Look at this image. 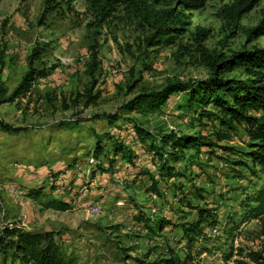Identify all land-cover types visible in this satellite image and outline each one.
I'll list each match as a JSON object with an SVG mask.
<instances>
[{"label":"rangeland","instance_id":"1","mask_svg":"<svg viewBox=\"0 0 264 264\" xmlns=\"http://www.w3.org/2000/svg\"><path fill=\"white\" fill-rule=\"evenodd\" d=\"M232 1L209 0L202 9L183 11L169 0H0V51L7 63L0 64L7 90L0 97V121L21 130L0 128V237L16 223H26L33 231H54L80 264L171 258L182 264H238L250 260L251 253L264 256V219H247V207L241 204L264 183L259 167L247 156L251 138L246 127L231 130L205 119L207 125L198 127L203 135L221 130L227 139L218 141L212 134L218 145L212 152L202 149L206 173L190 185L179 181L187 185L188 197L179 192L182 197L175 198L174 182L162 183L164 201L147 191L150 182L142 172L157 169L124 120L135 116L156 133L171 128L195 132L191 115L182 117L179 108L184 94H174L162 113L146 118L130 112L128 104L142 90L208 80L220 57L264 49V36L247 33L260 23L263 2L235 26L220 16ZM170 10L180 14L169 16ZM158 19L163 26L156 24ZM36 47H42L43 55L34 65L49 76L38 79L28 94L8 99L22 82ZM223 77L248 78L243 68ZM116 114L121 120L110 124L108 116ZM107 132L124 136L139 158L132 168L120 161L117 173L94 175L91 159L98 137ZM31 182L47 186L43 201L27 197L19 185ZM81 184L84 190L75 193ZM50 199L70 200L72 207L48 209L42 203ZM209 202L215 208L210 223L201 236L185 238L182 224L197 220L196 208ZM139 210L172 224L149 233L136 220Z\"/></svg>","mask_w":264,"mask_h":264},{"label":"trees","instance_id":"2","mask_svg":"<svg viewBox=\"0 0 264 264\" xmlns=\"http://www.w3.org/2000/svg\"><path fill=\"white\" fill-rule=\"evenodd\" d=\"M169 1L170 5L177 4L183 11H195L204 8L209 0ZM262 2L260 23L247 31L249 36L259 38L264 36V0H233L231 4L221 9L220 16L228 23L239 26L244 16ZM176 12L177 10H170L167 13L169 16L174 13L173 17H177L180 12ZM156 24L163 26L164 21L158 19ZM42 55V47L32 50L28 58V70L22 82L8 99L16 100L18 97L28 94L38 79L49 76L47 70H39L34 65ZM217 62L213 64L215 74L206 81L171 83L159 91L142 90L128 104L130 112H135L136 116L146 118L153 113H162L174 94H184V102L179 108L183 111L182 117L191 115L190 128L195 131L193 134L168 129L156 133L135 116L124 119L125 123H131V129L134 132L132 138L137 140L136 144L141 147L145 155L152 157L153 165L157 169L156 171L147 169L142 172L150 182L147 191L164 201L167 199V194L161 188L162 183L169 185L174 182L172 186L175 189V198H181L180 193L185 198L188 197L185 190L187 185L180 184L179 181L184 179L190 185L195 178L206 173L207 166L202 160V149L208 148L210 152L214 151L213 148L218 144L213 141L212 134L216 135L218 141L227 139L226 134L221 133V130H213L210 135H203L198 127L207 125L204 124L205 119L209 121L208 123L214 124L218 121L221 127L231 130H236L238 126L246 127L251 138L250 150L247 152L248 159L259 167L264 177V49L256 48L236 52L229 58L220 57V61ZM0 64L2 67L7 65L1 51ZM237 68L245 70V74L248 76L246 80L223 77L226 72ZM2 72L0 69V97L7 94L3 85ZM90 98L92 101L96 99L91 94ZM108 120L110 124L114 125L121 118L118 114L109 115ZM196 123L199 124L196 125ZM0 128L9 133L21 131L2 121H0ZM121 132L120 128L118 133ZM118 133L115 136V133L107 132L105 136L98 137L94 157L99 160V164L94 167V175L100 172L117 173L116 169L120 161L126 162L129 168L136 165L138 154L124 139V136L120 138ZM197 169L200 171L198 174L195 173ZM61 171H66V169ZM19 185L21 188L26 187V196L33 200H42L43 191L47 187L46 185H37L38 187ZM199 195L203 196V193ZM252 197H246L241 203L247 207L245 210L247 219H264V183ZM210 204L209 202L204 208H196L197 220L182 224L185 238L194 240L193 237L202 235L204 225L209 224L210 217L214 216L212 212L215 208H211ZM42 205L58 211H67L72 207L71 202L58 199H50ZM136 220L142 223L149 233L163 232L168 225L172 224L170 220L166 219L147 218L142 210H139ZM211 223L218 224V220L215 218ZM0 244L4 254V264H16L17 262L19 264H80L79 257L74 253H68L57 241L54 231L28 230L16 223L12 227L4 229L0 237ZM9 258H11V262L8 263ZM250 258V260H239L238 264H264V256L260 253H251ZM140 262L141 264H182L176 258L161 262L146 263L143 260Z\"/></svg>","mask_w":264,"mask_h":264},{"label":"crops","instance_id":"3","mask_svg":"<svg viewBox=\"0 0 264 264\" xmlns=\"http://www.w3.org/2000/svg\"><path fill=\"white\" fill-rule=\"evenodd\" d=\"M81 164V163H80ZM83 184H81L80 186H79V188L78 189H76L75 190V193H77L78 191H80V190H84L83 188H85L84 187V185L82 186ZM26 186H30V187H35L36 185L33 183V182H31L30 184H26ZM26 188V187H25ZM70 197L73 199V195H70ZM66 199H68V198H66ZM70 199V198H69ZM64 201V200H63ZM65 201H68V202H70V200H65ZM15 203H17V201H15ZM17 224H19V225H22V226H24V224H26V223H17ZM26 229H28V230H34L33 228H31V227H26V226H24Z\"/></svg>","mask_w":264,"mask_h":264},{"label":"built area","instance_id":"4","mask_svg":"<svg viewBox=\"0 0 264 264\" xmlns=\"http://www.w3.org/2000/svg\"><path fill=\"white\" fill-rule=\"evenodd\" d=\"M172 130H176V129H175V128H171V131H172ZM91 162H92V163H96V164H94V165L99 164V160L96 159L95 157L91 159ZM21 193H22V194H25L24 191H22ZM98 209H99V208H97L96 210H98ZM215 231L217 232V229H215Z\"/></svg>","mask_w":264,"mask_h":264}]
</instances>
